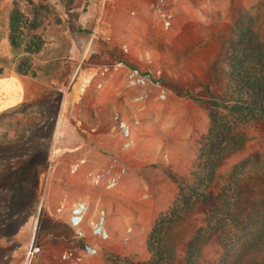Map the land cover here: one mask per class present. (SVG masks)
<instances>
[{
	"label": "rangeland",
	"instance_id": "rangeland-1",
	"mask_svg": "<svg viewBox=\"0 0 264 264\" xmlns=\"http://www.w3.org/2000/svg\"><path fill=\"white\" fill-rule=\"evenodd\" d=\"M33 1L45 9L26 12L16 46L0 39V72L38 82L36 95L0 115V235H30L21 252L28 260L47 258L60 241L64 254H92L80 264L147 257V234L210 126L215 110L207 100L227 94L222 42L241 16L264 40V0H197L202 17L179 10L167 27L162 15L119 0ZM219 149L217 176L237 166L235 174L250 178L264 166V121L234 127ZM114 159L124 170L108 187L104 173ZM17 202L28 205L19 222L11 219ZM210 204L200 201L185 214L179 235L203 226ZM256 209L264 211V200ZM185 247L175 251L181 261ZM222 251L212 237L200 245L197 263L213 264ZM263 255L264 245L250 254Z\"/></svg>",
	"mask_w": 264,
	"mask_h": 264
},
{
	"label": "trees",
	"instance_id": "trees-1",
	"mask_svg": "<svg viewBox=\"0 0 264 264\" xmlns=\"http://www.w3.org/2000/svg\"><path fill=\"white\" fill-rule=\"evenodd\" d=\"M41 9L45 5L33 0H0V39L7 38L10 46L15 47V39L24 36L26 12L35 16ZM222 47L227 94L225 98L207 100L215 110L210 126L201 137L188 173L177 183L175 198L158 214L147 234V257L139 254L114 257L109 264H198L200 245L212 237L223 250L221 258L213 264H264V255L259 260L250 256L252 250L264 245V211L259 213V207L253 210L258 201L264 200V166L254 170L250 178L235 174L237 166L232 168L235 176L231 172L225 176L227 180L216 174L222 162L216 154L222 138L234 134L238 125L264 121V40L250 21L241 16ZM243 166L246 165L242 163ZM208 199L211 204L203 209V226L187 237L179 235L185 214ZM184 241L185 257L181 261L175 251Z\"/></svg>",
	"mask_w": 264,
	"mask_h": 264
},
{
	"label": "crops",
	"instance_id": "crops-1",
	"mask_svg": "<svg viewBox=\"0 0 264 264\" xmlns=\"http://www.w3.org/2000/svg\"><path fill=\"white\" fill-rule=\"evenodd\" d=\"M106 1V0H105ZM114 1V0H112ZM123 7H131L142 11L143 14L148 12H155L156 14L173 15L179 10H189L194 14L202 17L200 10L197 8V0H127L129 3H124L126 0H119ZM119 4V6L121 5ZM192 13V14H193ZM171 18V17H170ZM164 21V20H163ZM170 24L171 19H168ZM164 24L165 27L169 26ZM90 81L92 78H87ZM37 84L35 78L18 74L15 72H0V115L7 114L17 109L25 101L29 100L32 95H36ZM63 107V105H61ZM119 161V160H118ZM115 159L112 163H108V167L104 173L108 187L114 186L118 177L123 173L124 166L116 164ZM120 165V166H119ZM84 162L77 166L76 171L80 172L84 168ZM90 174L89 172L87 173ZM102 175V173H101ZM18 203V202H17ZM28 205L19 203L15 206V212L11 214L12 221L19 222L21 215H24V210ZM26 211V210H25ZM27 217V216H26ZM24 219L21 220L24 223ZM75 236V235H74ZM86 240H89L91 236L85 235ZM30 235H0V244L6 245V250L3 249L0 255V264H80L83 261H88L92 254L88 250L85 252L81 249L67 248L68 253L64 254L63 243H55L54 247L46 252L47 258H31L25 259L24 252L30 242ZM75 241H70V244ZM69 244V245H70ZM67 247L68 244H66ZM5 250V251H4Z\"/></svg>",
	"mask_w": 264,
	"mask_h": 264
},
{
	"label": "built area",
	"instance_id": "built-area-1",
	"mask_svg": "<svg viewBox=\"0 0 264 264\" xmlns=\"http://www.w3.org/2000/svg\"><path fill=\"white\" fill-rule=\"evenodd\" d=\"M162 17L164 18V24L168 25L169 24L168 19H169L170 15L162 14ZM129 76L130 77H136L137 71H133Z\"/></svg>",
	"mask_w": 264,
	"mask_h": 264
},
{
	"label": "bare ground",
	"instance_id": "bare-ground-1",
	"mask_svg": "<svg viewBox=\"0 0 264 264\" xmlns=\"http://www.w3.org/2000/svg\"><path fill=\"white\" fill-rule=\"evenodd\" d=\"M82 208H83L82 205H78L74 212L78 214L79 212H82V211H83ZM81 209H82V210H81ZM80 210H81V211H80ZM73 219H74V221L76 222V221L78 220L77 215H76V217H74ZM96 229H97V230L102 229V226H101V225H98V226H96ZM97 230H96V231H97Z\"/></svg>",
	"mask_w": 264,
	"mask_h": 264
},
{
	"label": "water",
	"instance_id": "water-1",
	"mask_svg": "<svg viewBox=\"0 0 264 264\" xmlns=\"http://www.w3.org/2000/svg\"><path fill=\"white\" fill-rule=\"evenodd\" d=\"M99 230L95 231V232H98Z\"/></svg>",
	"mask_w": 264,
	"mask_h": 264
}]
</instances>
